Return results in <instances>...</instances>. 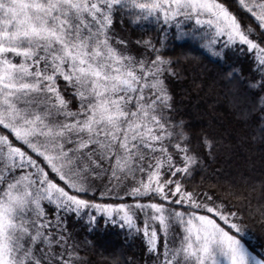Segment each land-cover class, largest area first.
Returning a JSON list of instances; mask_svg holds the SVG:
<instances>
[{
  "label": "snow or ice",
  "instance_id": "obj_1",
  "mask_svg": "<svg viewBox=\"0 0 264 264\" xmlns=\"http://www.w3.org/2000/svg\"><path fill=\"white\" fill-rule=\"evenodd\" d=\"M233 3L256 27L224 0H0V264H85L67 218L94 227L96 213L143 239L145 264H264L238 212L186 185L200 157L172 115L163 43L133 53L114 27L153 21L244 52L256 78L229 76L256 101L238 118L258 111L264 139V0Z\"/></svg>",
  "mask_w": 264,
  "mask_h": 264
},
{
  "label": "trees",
  "instance_id": "obj_2",
  "mask_svg": "<svg viewBox=\"0 0 264 264\" xmlns=\"http://www.w3.org/2000/svg\"><path fill=\"white\" fill-rule=\"evenodd\" d=\"M224 2L242 26L256 27L250 14L240 11L233 0ZM114 27L133 53L140 51L137 40H151L157 48L163 43L161 53L173 60L177 73L167 81L173 96L172 115L174 120L184 121L200 157L186 185L189 190L214 193L218 203L238 212L243 228L241 238L260 253L264 249V139L258 132L260 114L253 111L248 120L238 118L241 110L255 107L256 94L229 76L239 69L250 80L255 79L251 61L238 48H224L222 55H215L206 47V40L182 36L174 27L162 33L153 21H142L140 25L117 21ZM216 51H221L219 44ZM0 133L8 134L3 128ZM204 136L215 142L211 153L199 143ZM86 198H91V194ZM104 199L118 202L115 197ZM97 217L94 227L86 216L77 218L73 214L67 218L69 230L82 245L85 264H145V242L138 234H130L118 224L105 223L101 215Z\"/></svg>",
  "mask_w": 264,
  "mask_h": 264
},
{
  "label": "rangeland",
  "instance_id": "obj_3",
  "mask_svg": "<svg viewBox=\"0 0 264 264\" xmlns=\"http://www.w3.org/2000/svg\"><path fill=\"white\" fill-rule=\"evenodd\" d=\"M117 33L119 34L120 37H122L121 34L119 33V31H117ZM122 38H123V37H122ZM6 131H7V130H6ZM96 215H101V214L96 213Z\"/></svg>",
  "mask_w": 264,
  "mask_h": 264
}]
</instances>
